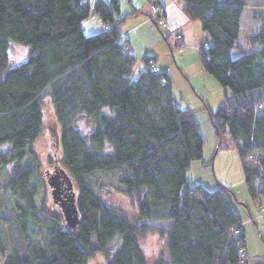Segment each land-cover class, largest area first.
I'll list each match as a JSON object with an SVG mask.
<instances>
[{
    "label": "trees",
    "instance_id": "1",
    "mask_svg": "<svg viewBox=\"0 0 264 264\" xmlns=\"http://www.w3.org/2000/svg\"><path fill=\"white\" fill-rule=\"evenodd\" d=\"M249 1L183 0L182 10L206 35L198 47L202 68L226 90L215 107L203 104L217 148L236 149L248 192L261 202L264 8L253 10L257 30L243 48L237 39ZM91 12L108 27L85 33L83 22ZM119 14L118 0H0V144H9L0 150L1 188L17 195V209L39 222L44 207L31 183L32 145L50 107L61 151L52 165L66 174L79 214L72 229L51 215L46 245L12 249L0 264H149L137 240L148 227L166 246L151 264H238V248H246L231 188L209 190L187 180L205 142L195 110L178 104L165 71L146 64L154 57L144 56V67L131 76L137 59L119 29L126 14ZM11 41L28 47L24 61L14 66ZM232 48L240 53L233 56ZM105 107L110 112H103ZM81 115L94 124L86 135L74 123ZM112 170L119 172V190L135 201L134 221L107 204L91 180L94 172ZM150 221L168 223L153 227Z\"/></svg>",
    "mask_w": 264,
    "mask_h": 264
},
{
    "label": "rangeland",
    "instance_id": "2",
    "mask_svg": "<svg viewBox=\"0 0 264 264\" xmlns=\"http://www.w3.org/2000/svg\"><path fill=\"white\" fill-rule=\"evenodd\" d=\"M262 3H264V0H251L248 4L251 6L245 7V12L241 17L243 22V37L240 41L244 40L249 31L250 33H253L257 30V28L252 30V28L255 27H253L254 20L251 19V14L256 7L258 8V6H262L264 8V5H262ZM150 17L152 18L151 15ZM96 21L97 19L94 16V13L91 12L87 20H85L84 22L88 24L87 28H89V25H95V23L98 22ZM99 22L98 25L100 26L101 23ZM131 26L133 25L129 23V20H125L121 28L128 29ZM165 26L166 24L160 29L165 30ZM256 26H258L257 22ZM170 30H173L171 26ZM170 30L168 29L169 35L171 34ZM156 32L159 38L158 41H155L156 38H151L153 40L151 43V47L154 50L159 51L160 60L171 63L173 59L169 45L166 39L157 29ZM181 43L178 44L175 42V45L180 47ZM241 44H244V42H241ZM244 45H246V43ZM128 47L131 51L133 49L136 53L135 55L137 56V64L134 66L131 73V76L134 78L137 75L139 69L138 64L140 63L139 60L142 57L143 42H141L140 40L132 41L130 39ZM27 52L28 47L11 41L8 49L9 64L11 66L20 64L26 58ZM239 53L240 51L237 48H232L231 54L233 56H236ZM185 60L186 59H184V61ZM151 61L153 62V60ZM172 69H174L175 72V84L177 86V89L181 92L183 97H185V100L187 102H190L191 99L194 100L195 105H193L191 101V104L194 106V108H197V102L199 103L196 98V92H198L199 94H205L204 92H207L208 89L203 92L202 87H208L209 84V91H212L213 83L214 85L215 83H219L212 74H209L212 77V82L206 81L204 79L201 80L203 82V85H196L197 91H195L175 63L173 64ZM209 98L213 102L214 94H209ZM200 104L201 106H203L202 102ZM103 112L108 113L110 112V109L108 107H105L103 108ZM74 123L76 127L85 135L94 128L93 121L91 119H87L82 115L75 119ZM58 133H60L59 124L53 116L50 107H47L45 110V120L43 124L42 134L35 140L32 145V147L34 148V175L31 178V183L36 189V201H40L44 207L42 215L40 214L39 216L38 223H35L34 219L31 216L23 215L20 210L17 209L16 204L20 202L17 195L1 188V183L3 182L5 173L4 168H1L0 166V244L3 245V250L2 252L0 251V263H2L4 259L10 254L12 249H18L21 251L27 246V244L38 247L46 245L48 242L46 230L50 227L51 223L49 218L51 215H58L61 223L65 225L59 206L55 205L52 201L50 186H48L45 180L46 176L44 172L46 169L51 168L54 162L60 160V144L59 152L57 146ZM204 138L206 150H208L211 140L209 137L206 138L204 136ZM8 146V143L0 144V150H4ZM216 146L217 143L215 145V152L217 151L218 153H216V155H214L215 157H213L214 167L211 169V171H209L210 167L203 166L204 169L210 172V174L213 173L214 175H216V181L212 182L211 177L210 183H208L207 186H209L208 188H210V190H213V188L223 189V184L228 185L231 188L235 196V201H233V204L239 213L241 227L245 237V246L247 248H245V251L246 256H248V264H264V208L262 205V201L259 202L257 198L252 197V195H250V193L248 192L243 178L244 176H242L240 165L238 162L236 163L235 160L233 161L232 155L230 154L231 151H236V149L233 147L217 148ZM236 154L237 156H239L237 151ZM11 168L12 166L11 164H9L5 169L7 170ZM118 175L119 172L117 170L99 171L93 173L91 180L97 185L101 197L107 204L121 210L126 215V217L134 221L137 212L135 201L127 194L121 192L117 187L116 179ZM18 216H21V219L24 220L23 228H21L20 224L18 223ZM149 223L153 227H164L168 222L150 221ZM137 240L143 253L147 257L149 264H151L160 254L166 253L164 238L158 233L155 228L148 227L145 231L138 233ZM96 258L100 261H104V256L102 254H97ZM92 263L97 264L95 261H93Z\"/></svg>",
    "mask_w": 264,
    "mask_h": 264
},
{
    "label": "crops",
    "instance_id": "3",
    "mask_svg": "<svg viewBox=\"0 0 264 264\" xmlns=\"http://www.w3.org/2000/svg\"><path fill=\"white\" fill-rule=\"evenodd\" d=\"M88 1L89 3H93L94 0H88ZM105 1H108V0H105ZM118 2H119V8H120L119 16L121 14H126L123 22L125 20H129V23L133 25L128 29L121 28L123 23L119 26L121 35L126 41L127 50L128 51L130 50V48L128 47L130 39L132 41L140 40L141 42H143L142 57L140 58L139 60L140 63L138 64L139 68H143L145 65V63L142 61V58L144 56L154 57L153 62L158 67V70H163L167 73L171 81L173 93L175 96L177 95L176 97H178V104L181 106H188L192 108L193 110H195V116L201 128L202 134L206 138L209 137L211 140V143H209L208 150H206V144L204 142L202 158L200 160L192 161L190 168L186 174L187 180L189 181L191 185L201 184L202 186L210 190L207 184L210 183L211 177H212V182L216 181V175H214L213 173L210 174V172L204 169V167H210L209 171H211V169L214 167L213 157H215L214 155L218 153L217 151L215 152V145L217 143V137L215 135L214 128L209 120L208 113L206 112V110H203V106H201L200 103L202 102V105H203L204 102H207L209 103L211 107H214L215 105L219 104L222 101L224 92L226 90L225 88L221 87L219 83H215V85L213 83L212 91H209V84H208V87H202L203 92L206 89H208V91L204 92L205 94H199L198 92H196L197 94L196 98L199 101V103L197 102V108H194L193 106L195 105L194 100L191 99L190 102H187L185 100V97H183L181 92L177 89V86L175 84V72H174V69H172L173 64L175 63L176 66H178V68L183 73L188 83L192 86V88L195 91H197L196 85L197 86L203 85V82L201 80L204 79L206 81L212 82L211 75H209V73L204 71V69L202 68L200 64V55H199L198 47L200 43L206 38L205 33L201 29V24L197 20H189L186 17V15L184 14L182 10L183 0H155V2L153 0H118ZM156 2L157 4L161 5L164 10L165 21H166V26L164 27L165 30L160 29L161 27L160 26L158 27V25L150 17L151 5H153V3L155 4ZM134 9H137V10H134ZM252 15L253 14H251V17H252L251 19L254 20L253 27H255V28H252V30H254L257 28V26H256V20L253 18ZM94 16L99 22V18L97 17L95 13H94ZM98 22L95 23V25L93 24L89 25V28H87L88 24L83 22L84 32L89 34V33H93V32L100 30L101 24L99 26ZM170 26L173 29L180 32L182 35V43L180 47L175 45V42L172 36L169 35L168 33L169 32L168 29L170 30ZM156 29L161 33V35H163V37L166 39L169 45L170 51L172 52V59H173L171 63H167V62L160 60L159 51L154 50L151 47L152 46L151 43L153 41L151 38H156L155 41H158V38H159L156 32ZM242 32H243V22L241 19L239 37L237 39V42L244 48L245 47L244 44L246 42L247 36L252 33H250L249 31L247 33V36H245L244 40L240 41L243 37ZM241 42H244V44H241ZM131 52L136 58L137 56L135 55L136 53L134 52L133 49ZM184 59L186 60L184 61ZM209 94H214L213 102L210 100ZM191 101L193 105L191 104ZM230 154L232 155L233 161L235 160L236 163L237 162L239 163L242 176H243L241 160L239 156H237L236 151L234 150L231 151ZM210 160H212V162L209 164Z\"/></svg>",
    "mask_w": 264,
    "mask_h": 264
},
{
    "label": "built area",
    "instance_id": "4",
    "mask_svg": "<svg viewBox=\"0 0 264 264\" xmlns=\"http://www.w3.org/2000/svg\"><path fill=\"white\" fill-rule=\"evenodd\" d=\"M151 16H152V20L156 22V24L160 27H163L166 24L165 21V15H164V10L163 7L159 4H153L151 5ZM102 28L106 29L108 27L107 22H102L99 19ZM171 36L173 38V40L176 43H181L182 42V35L180 32H178L177 30L173 29L170 30ZM206 47H209V44H205ZM147 65H149V67L153 70V71H157V67L154 65V63L148 59V61L146 62ZM162 81L165 82V79L162 78ZM249 157H256V153L255 152H251V154H249ZM262 205L264 208V200L262 201ZM233 234L236 235L239 233L238 229H232ZM238 255H239V261L238 264H245V259H246V251L242 246H239L238 248Z\"/></svg>",
    "mask_w": 264,
    "mask_h": 264
},
{
    "label": "water",
    "instance_id": "5",
    "mask_svg": "<svg viewBox=\"0 0 264 264\" xmlns=\"http://www.w3.org/2000/svg\"><path fill=\"white\" fill-rule=\"evenodd\" d=\"M64 173V172H63ZM63 175H66L65 173ZM66 177V176H65ZM49 185L52 187L51 195L53 202L59 204L63 219L68 228H75V226L79 222V214L77 210V206L75 203V195L74 192L71 191L64 198H58V186L56 182L48 181ZM70 183V182H69Z\"/></svg>",
    "mask_w": 264,
    "mask_h": 264
},
{
    "label": "flooded vegetation",
    "instance_id": "6",
    "mask_svg": "<svg viewBox=\"0 0 264 264\" xmlns=\"http://www.w3.org/2000/svg\"><path fill=\"white\" fill-rule=\"evenodd\" d=\"M63 172H58V169H56V167H54L53 165L51 166V168L46 169L45 171V180L49 185L48 181L51 180L53 183L56 182L57 186H58V193H57V197L58 198H64L66 196V194L69 193V186H68V182L66 181V177L65 175H63ZM52 187L50 186V193H51ZM52 196V195H51ZM53 201V199H52ZM55 205H58V203L54 202ZM60 208V207H59Z\"/></svg>",
    "mask_w": 264,
    "mask_h": 264
},
{
    "label": "bare ground",
    "instance_id": "7",
    "mask_svg": "<svg viewBox=\"0 0 264 264\" xmlns=\"http://www.w3.org/2000/svg\"><path fill=\"white\" fill-rule=\"evenodd\" d=\"M245 264H247V263L245 262Z\"/></svg>",
    "mask_w": 264,
    "mask_h": 264
}]
</instances>
